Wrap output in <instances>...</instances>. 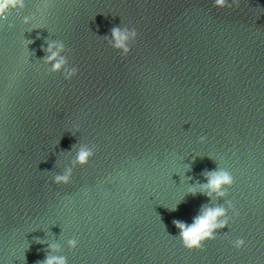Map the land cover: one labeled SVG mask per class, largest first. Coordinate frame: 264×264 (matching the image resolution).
<instances>
[{
	"label": "water",
	"instance_id": "obj_1",
	"mask_svg": "<svg viewBox=\"0 0 264 264\" xmlns=\"http://www.w3.org/2000/svg\"><path fill=\"white\" fill-rule=\"evenodd\" d=\"M42 4L0 19V264H39L49 243L67 264H264V0ZM114 26L138 32L127 57L105 40ZM52 40L71 80L43 63ZM80 143L95 156L55 184ZM217 166L235 183L212 203L239 216L189 250L173 220L209 203Z\"/></svg>",
	"mask_w": 264,
	"mask_h": 264
},
{
	"label": "clouds",
	"instance_id": "obj_2",
	"mask_svg": "<svg viewBox=\"0 0 264 264\" xmlns=\"http://www.w3.org/2000/svg\"><path fill=\"white\" fill-rule=\"evenodd\" d=\"M240 0H213V7L224 8L235 5L239 7ZM49 7V0H43V4L38 5V11H43ZM25 8V0H0V19H7V15L13 11ZM33 19L32 16H25L23 23L29 24ZM13 25H9L12 27ZM138 37L137 30L128 26H114L110 30V35L105 37L107 43L113 49L119 51L120 55L127 57L132 51V46L135 44ZM31 43V41H30ZM46 47L42 45L45 52L43 63L49 65L48 73H61L66 80H71L75 77L79 69L75 66H70L68 56L65 52H70L63 40H52L46 42ZM207 139L206 136H200L199 141L203 143ZM75 149V157L72 160V166L66 167L62 173L53 176V182L57 185L69 184L72 182L73 168L76 165L81 167L87 165L95 156L96 146L87 143H80L73 146ZM206 182L199 185V191L209 198V203L201 206L199 213L193 217L192 222L186 223L181 220H173V224L179 230L178 237L182 241L185 248L203 250L204 243L207 240L215 239L217 230L228 226L232 219L228 215L229 209L232 210L233 216H239V211L235 208L231 200H226L224 204L212 203V198L217 199L228 196L229 188L235 183L232 173L224 167L217 166L211 171L206 170L202 173ZM188 191L195 195L196 187H191ZM225 204L227 207H225ZM175 210V209H172ZM39 243V238H37ZM69 248L75 249L78 241L75 238L68 239ZM232 246L240 249L245 246L243 238H236L232 241ZM58 243H49L48 251L45 259L39 264H67L66 256H55L51 252L59 249Z\"/></svg>",
	"mask_w": 264,
	"mask_h": 264
}]
</instances>
